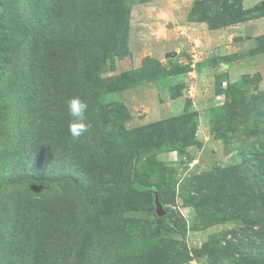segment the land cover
I'll use <instances>...</instances> for the list:
<instances>
[{"label":"rangeland","instance_id":"374dc122","mask_svg":"<svg viewBox=\"0 0 264 264\" xmlns=\"http://www.w3.org/2000/svg\"><path fill=\"white\" fill-rule=\"evenodd\" d=\"M59 12L0 0V208L37 226L27 255L57 231L0 264H264V0H106L100 36L67 45ZM55 67L89 105L77 141L41 132Z\"/></svg>","mask_w":264,"mask_h":264},{"label":"trees","instance_id":"16d2710c","mask_svg":"<svg viewBox=\"0 0 264 264\" xmlns=\"http://www.w3.org/2000/svg\"><path fill=\"white\" fill-rule=\"evenodd\" d=\"M55 1L58 4V10L60 11L59 17L55 20L51 18L50 21H48L47 16H45L43 19V26L48 35L53 40L52 41L50 39L48 43L57 42L61 45H67L79 37H82L83 42H88L90 37L94 35L97 37L100 36H98L96 33H93V31L89 29L92 28L94 32H97V27L100 29L102 19L101 17L105 11L106 0H46V3L52 5ZM43 26L42 24L40 26L42 30H44ZM76 42H78V40ZM56 51L61 54L60 56H57L58 60H60L62 63L65 62L68 64L65 69L69 70L72 74H76V71L69 65L76 57V48L65 46L63 48H56ZM72 82V76L70 74L63 75L61 72H59L58 67L52 69L46 77L45 90L48 94V112L50 114L48 121H45L44 125H42L43 131L41 132L43 134H45V132L48 133L50 139L60 138L61 140L64 138L69 141L70 136L68 134L67 127L71 118L68 116L66 102L69 98L75 96ZM153 143L154 140L150 143V145ZM128 180L131 182L132 187L137 192L150 194L154 206L153 191H157V189H155V187L150 183L146 184L136 182L132 179ZM12 210L13 209L7 207L3 212L2 205L0 208V255H7L10 253L16 254V250H19L20 253L17 252L18 254H24L25 257H27L26 259L29 261L31 259L33 261L36 259L35 257L38 254L32 253V251L41 248L40 243L43 244L44 248L47 246L46 240L49 244H51L53 241H57L50 235V232L57 234V231L53 230V226L56 225V218H54V214H52L53 219L47 224L50 226L46 229V240L44 236L39 238L36 237V241L31 239V241L29 240V252L27 255L25 253L27 251L21 250L20 248L16 247V245H13V243H15L18 235L24 233L26 230L32 232V230H34L37 226L27 219L24 224L26 228L24 230L20 229L22 225L21 223H18L19 220H16L17 226L15 224V220L14 223L10 222L11 215H14ZM50 228H52L51 231ZM18 243L21 244V242ZM30 256H33L34 258H30ZM50 257L54 258L51 255ZM35 264H40V262Z\"/></svg>","mask_w":264,"mask_h":264},{"label":"clouds","instance_id":"9594fccd","mask_svg":"<svg viewBox=\"0 0 264 264\" xmlns=\"http://www.w3.org/2000/svg\"><path fill=\"white\" fill-rule=\"evenodd\" d=\"M68 116L71 118L67 131L73 141L79 140L90 130L91 125L87 122L89 105L79 96L71 97L66 102Z\"/></svg>","mask_w":264,"mask_h":264},{"label":"water","instance_id":"95a60500","mask_svg":"<svg viewBox=\"0 0 264 264\" xmlns=\"http://www.w3.org/2000/svg\"><path fill=\"white\" fill-rule=\"evenodd\" d=\"M154 194V206H155V212L158 216H162L165 214L166 210L164 209L163 204L161 203L159 199V194L157 191H153Z\"/></svg>","mask_w":264,"mask_h":264}]
</instances>
